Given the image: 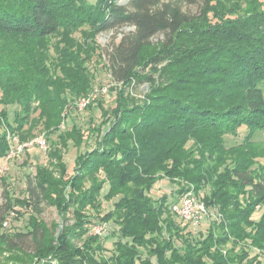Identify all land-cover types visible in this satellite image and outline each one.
<instances>
[{"label": "trees", "instance_id": "16d2710c", "mask_svg": "<svg viewBox=\"0 0 264 264\" xmlns=\"http://www.w3.org/2000/svg\"><path fill=\"white\" fill-rule=\"evenodd\" d=\"M128 25L134 30L105 58L96 35ZM96 55L114 103L96 95L81 109L104 88L89 66ZM80 114L89 115L87 129ZM241 129L242 141L228 146L226 136ZM39 131L50 164L36 165L26 197L15 198L0 177V251L52 256L39 264H264V211L254 217L264 204V141L256 139L264 131V0H0V158L15 138L24 144ZM94 134L98 148L82 151ZM164 179L177 183L176 196L155 201L148 193ZM189 186L208 208L196 236L172 210ZM102 200L113 201L100 217L110 229L88 235V209L100 214ZM44 202L77 216L57 237L35 215ZM15 203L32 208L26 230L4 226Z\"/></svg>", "mask_w": 264, "mask_h": 264}, {"label": "rangeland", "instance_id": "374dc122", "mask_svg": "<svg viewBox=\"0 0 264 264\" xmlns=\"http://www.w3.org/2000/svg\"><path fill=\"white\" fill-rule=\"evenodd\" d=\"M90 3H96L97 0H88ZM129 0H116L118 4H126ZM229 7H233L235 10H238L239 4H236L235 1H231L230 4L228 5ZM245 6V5H244ZM134 30V26L128 25L123 28H121L118 32L116 31H107V32H101L98 35H96V41L97 44H99V51L101 50L105 53V58L107 57L106 50L111 49L113 43H118L121 41L122 37ZM79 33H77L76 38H79ZM159 39H161V36L157 37L154 39V44L151 47H148L144 53L145 55L152 56L154 55L158 50H159ZM104 57L102 58L99 57V55L95 56L93 61L90 62V67L93 72L96 73V81L97 84L95 87H100V84H103L104 87H107V91H101L100 88H94V92L97 94V97L103 96L102 98L105 100V105L107 107H112L115 99V93L116 91L110 86L112 85V77L108 70H106V67L103 66V63L101 62ZM96 83V82H95ZM141 86L139 87L138 91L136 94H142L145 90H147V83H141ZM115 86V83L114 85ZM100 91H99V90ZM101 112L100 110H95L93 112L94 119L97 122L101 121ZM76 120L78 121L79 125L83 127V129H87L91 122L89 121V115L87 114H80V115H75ZM70 128V125L66 126L63 124L62 126ZM105 130L107 128L103 126ZM247 133V129H241L239 131L238 135H227L226 136V141L227 145L230 146L235 143H239L242 141L243 137ZM37 134V138L32 139L29 141L27 147L18 154H14L12 156H5L0 158V177L6 179V184L9 187V191L15 198H24L27 195L26 189H27V182L28 178L30 176H33L36 172V165L38 164H50V157H49V147L50 145L46 142V144L41 146L38 144L36 141L39 138H43L42 134H40V131ZM96 134H94L90 139L89 145L80 148L82 151L85 149L93 150L95 148H98L96 145ZM256 139L258 141H264V131H259L256 135ZM17 144L14 143V147ZM75 145L71 142L70 147L64 152V156L66 159V162L68 164V173L71 174L73 173L74 165H75V159L77 156L76 152V147ZM89 146H91L89 148ZM6 188V187H5ZM107 188V187H105ZM189 189H193L194 192H196L195 188L193 186H189ZM177 190V183L170 181L168 179H164L162 181H159L155 187L148 193V195L152 196V198L155 201H158V199L162 196L167 195L168 198L171 200H174L172 195L176 196L175 191ZM107 191V190H106ZM104 191L101 195V199L103 198V195L106 193ZM208 191V188H205L202 190L201 194H205ZM197 193V192H196ZM116 198L113 200L115 201ZM113 201H103V205L100 210V214H98L94 209L91 207L88 209L90 214L92 215V221L89 222V231L88 235L90 234H95L93 232V227L96 225L103 224V221L100 220V217L108 212L111 208V204ZM6 206V197L4 195V184L0 181V208H4ZM43 210L35 215L37 216V219H39V224H41L45 229L49 230L47 231L50 233L52 236L57 237L60 233L65 232L64 230L68 228V225H71L76 221V215L74 214V208H71V211L68 213L64 214L61 211V207L57 202L53 203H48L44 202L43 203ZM256 210L257 212L255 213L254 217L258 218L262 211H264V204L256 205ZM32 208L27 205H21L18 203H15V211L9 214L6 220H9V226L11 229H16L17 231L21 230H26L28 228V222L30 218L32 217ZM218 219V217H215L214 220ZM112 224V223H111ZM208 223H205L204 220L202 223H200L198 226H192V236L198 235V230L200 228H203L207 225ZM112 226V225H110ZM110 229V228H109ZM108 227L106 229V232L104 235L108 232ZM113 233V232H112ZM110 234L108 237L103 239V242L106 247V255H111L113 252L114 248V237L113 234ZM96 235V234H95ZM100 235V234H97ZM116 240V239H115ZM176 245L179 246L181 245V241L179 239H176ZM80 242L77 240V245ZM147 254H144L143 257H145ZM54 257V256H53ZM52 259V256L50 254H47L44 257H38L34 254L29 257L27 254H23L21 252H11V251H0V264H39V263H45L46 261H50ZM155 259V258H154ZM261 259L264 261V257L262 256ZM155 261V260H154ZM52 264H58L57 260H53Z\"/></svg>", "mask_w": 264, "mask_h": 264}, {"label": "built area", "instance_id": "2783aa9c", "mask_svg": "<svg viewBox=\"0 0 264 264\" xmlns=\"http://www.w3.org/2000/svg\"><path fill=\"white\" fill-rule=\"evenodd\" d=\"M99 90V89H98ZM100 91V90H99ZM101 91L106 92L107 87L102 88ZM96 93H92L88 98H82L79 102V107L82 109L84 108L91 99L96 97ZM15 143L17 144L15 147L13 146V149L11 150V153L9 156H12L14 154L21 153L29 144L28 142L24 144H18L17 139H14ZM41 146L46 144V139L43 137L39 138L36 141ZM173 212L178 215L181 219H184L188 221L190 224L194 226H198L202 221L205 219L206 215L208 214V208L204 201H202L195 192L191 189L186 191L179 200L173 204L172 206ZM4 226H9V220H6L4 222ZM107 226L106 225H96L93 227V232L95 234H104L106 232Z\"/></svg>", "mask_w": 264, "mask_h": 264}]
</instances>
